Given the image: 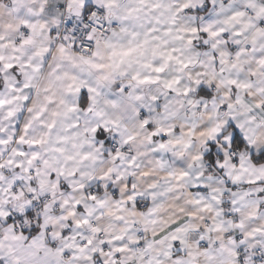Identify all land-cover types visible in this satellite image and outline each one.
<instances>
[{
  "label": "snow or ice",
  "instance_id": "1",
  "mask_svg": "<svg viewBox=\"0 0 264 264\" xmlns=\"http://www.w3.org/2000/svg\"><path fill=\"white\" fill-rule=\"evenodd\" d=\"M0 264H264V0H0Z\"/></svg>",
  "mask_w": 264,
  "mask_h": 264
}]
</instances>
